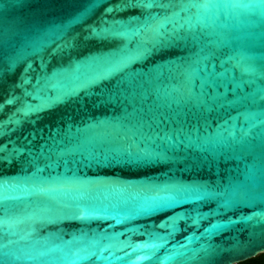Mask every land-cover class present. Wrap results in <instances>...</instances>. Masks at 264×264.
<instances>
[{"label": "water", "instance_id": "water-1", "mask_svg": "<svg viewBox=\"0 0 264 264\" xmlns=\"http://www.w3.org/2000/svg\"><path fill=\"white\" fill-rule=\"evenodd\" d=\"M0 145V264L264 253V0H0Z\"/></svg>", "mask_w": 264, "mask_h": 264}, {"label": "snow or ice", "instance_id": "snow-or-ice-1", "mask_svg": "<svg viewBox=\"0 0 264 264\" xmlns=\"http://www.w3.org/2000/svg\"><path fill=\"white\" fill-rule=\"evenodd\" d=\"M160 0H121V7L124 6H139L141 8H151L153 6H155L157 3H159ZM110 11H116L115 8H113ZM107 14V12H106ZM92 35H96L95 32L92 33ZM10 100L12 98H9ZM14 103V100L12 101ZM3 146L0 145V148H2ZM145 161H141V160H126L123 161L124 164L127 165H132V166H138L140 163H143ZM146 256H141L140 259H146Z\"/></svg>", "mask_w": 264, "mask_h": 264}, {"label": "trees", "instance_id": "trees-1", "mask_svg": "<svg viewBox=\"0 0 264 264\" xmlns=\"http://www.w3.org/2000/svg\"><path fill=\"white\" fill-rule=\"evenodd\" d=\"M238 264H264V253L257 255L254 258L240 262Z\"/></svg>", "mask_w": 264, "mask_h": 264}]
</instances>
